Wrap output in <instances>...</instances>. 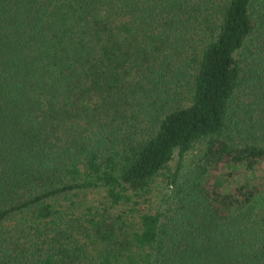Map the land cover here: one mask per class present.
<instances>
[{
  "label": "trees",
  "instance_id": "obj_1",
  "mask_svg": "<svg viewBox=\"0 0 264 264\" xmlns=\"http://www.w3.org/2000/svg\"><path fill=\"white\" fill-rule=\"evenodd\" d=\"M0 264H264V0H0Z\"/></svg>",
  "mask_w": 264,
  "mask_h": 264
},
{
  "label": "rangeland",
  "instance_id": "obj_2",
  "mask_svg": "<svg viewBox=\"0 0 264 264\" xmlns=\"http://www.w3.org/2000/svg\"><path fill=\"white\" fill-rule=\"evenodd\" d=\"M250 172L245 170H240V171H234L231 173H228L226 176L228 177V180L224 181V183L227 186H234L235 184L238 183V181L244 180V177H249Z\"/></svg>",
  "mask_w": 264,
  "mask_h": 264
}]
</instances>
